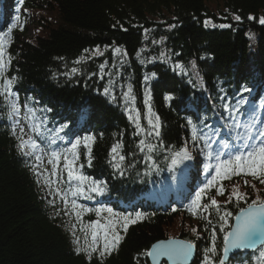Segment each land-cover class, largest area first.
<instances>
[{
    "label": "trees",
    "instance_id": "1",
    "mask_svg": "<svg viewBox=\"0 0 264 264\" xmlns=\"http://www.w3.org/2000/svg\"><path fill=\"white\" fill-rule=\"evenodd\" d=\"M21 1L0 0V34L5 40V60L11 58L0 84L12 78L11 92L19 103L35 108L36 116L44 119L45 138H38L48 150H65L77 139L82 141L77 149V165H83L80 172L103 182L105 189L102 195H88L92 208H112L133 216L139 212L144 218L129 225L127 233L119 227L124 239L112 255L101 259L93 254L89 260L86 254H78L75 249L84 241L75 233L80 245L74 243L66 211L43 188L33 157L18 148L15 121L0 95V264H150L145 253L152 245L180 237L196 245L192 264H203L212 227L217 230L218 250L223 232L214 210L208 216L211 224L202 210L196 215L190 211L196 193L215 173L205 169L203 145L192 140L187 121L202 129L203 119L211 126L204 131L215 129L220 140H232L225 107L241 98L248 104L237 119L246 122L254 109L264 119L260 108L264 25L259 23L264 0H24L25 10L36 12L37 31L30 39H21V32L12 27ZM160 42L165 46L162 55ZM97 48L105 49V56L90 55ZM116 48L121 49L120 62L118 57L114 62ZM118 66L135 91H140L141 84L148 87L150 104L160 117L159 137L138 135L121 95L113 99L104 94L113 79L105 71ZM243 87L252 91L242 92ZM85 136H95L90 166ZM141 139L157 145L152 161L145 159L147 149L140 151ZM117 142L123 145V175L114 167L111 154ZM184 147L192 159L173 166L172 154ZM215 148L219 150V143ZM221 183L225 195L211 188L202 203L214 197L222 208L236 213L235 203L226 201L237 186L248 194L249 202L257 195L264 197V185L251 176H232ZM244 206L241 202L240 207ZM260 251L264 246L239 253L227 264H261Z\"/></svg>",
    "mask_w": 264,
    "mask_h": 264
},
{
    "label": "snow or ice",
    "instance_id": "2",
    "mask_svg": "<svg viewBox=\"0 0 264 264\" xmlns=\"http://www.w3.org/2000/svg\"><path fill=\"white\" fill-rule=\"evenodd\" d=\"M18 19V18H17ZM236 20H240L239 16L235 17ZM249 19H255V17H249ZM208 21L205 22V26L208 25ZM259 23L264 25V17L259 18ZM16 25L13 24L14 28ZM220 27H229V25H220ZM96 54L102 55L100 49L95 50ZM116 53H121L120 48L115 49ZM11 58L5 60V40L4 35L0 34V77H3L5 70L9 66ZM103 67V66H102ZM177 67L183 68L182 65ZM76 69H73L75 72ZM145 79H148L146 77ZM13 79L8 78L3 84H0V95L4 96V99L10 108L9 118L19 117L28 120L29 127L33 133L40 138L44 137V119L36 116V109L28 106L27 104L21 105L18 98L11 92V86ZM109 88L104 89V94H109ZM252 89L243 87L242 92L250 93ZM126 102H131L133 107L126 108L129 112V119L135 123L137 134L146 133L147 136L155 135L160 136V117L153 111L150 104L151 94L149 91H145L144 104L147 106V123L148 129H145L140 123V112L134 107L135 96L132 95V88L129 85L128 91L124 94ZM113 99L115 97L113 96ZM167 100L171 101L172 96H167ZM223 99V98H222ZM248 104L246 98H241L236 101L234 106L226 105L225 111L229 113L228 119L231 123L227 124L226 127L230 133H232V140H220L219 132L212 129L211 133L204 131L203 129L211 128L210 125L204 124L203 119L201 124L203 128H198L197 124L191 119L187 121L188 125L191 126L192 140L194 142L199 141L203 147L200 151L206 157L208 163H205L204 167L206 170L214 171V175L209 179L204 187L196 193L190 211L193 215H196L199 210H202L205 215L203 218L208 220V216L212 214L210 210H214L216 213L219 231L223 232V244L222 249L217 248V230L216 227H212L211 231V246L206 247L203 250V264H227L229 261L230 254L236 251L252 250L256 251L258 246H264V197L259 195L255 199L249 202L248 194L239 191V187H234L228 194V200L226 203L234 202L238 211L233 213L232 211L222 208L221 204L214 198L210 197L208 203H202L203 196L206 191L216 187L217 194L224 196L226 189L222 185V181L225 179H231L232 176H251L257 180L261 185H264V119H261L257 115L254 109L248 115L247 121L244 122L242 119H237L241 116V108ZM22 107L24 115L21 117ZM260 108L264 109V102L260 104ZM45 111H51L47 109ZM135 113V115H132ZM206 119V117L204 118ZM20 121L17 119L14 122L13 135L17 136L19 140L18 148L27 156H35L37 161L42 160V156L36 154L38 151L42 152L43 148L38 140L33 136L29 135L26 139L24 138V128L20 127V133L17 135L16 127L19 126ZM66 125L61 126L60 131L64 130ZM95 141V136L83 137V143L86 145L88 150V164L91 165V152L92 144ZM51 143H55L52 140ZM82 141L77 139L70 148L63 151H51L48 162L52 165L51 175L57 177L59 182V166L63 161V169L67 173V181H77L74 188L70 187L67 192L61 193L60 189L57 188V193L61 195V198L65 203H71V207L75 213L76 219L81 220L82 215L87 212L95 211L97 219L90 221L87 224H81L80 231L84 233V245L76 247L75 251L80 254L84 253L87 255L89 260L92 259L93 254H98L101 259L112 255L117 252L121 241L124 236L117 230V226L122 227L123 232L127 233L129 225L135 224L143 219L142 213H135L133 216L129 214H120L113 211L112 208H96L91 209L76 202L75 199L69 201V194L71 197H77L84 195L86 192L85 186H87V192L89 193H104L103 182H97L92 180L90 177L83 175L80 172V168L83 165L77 166L79 160V154L77 149L79 148ZM219 143V150H216L215 145ZM123 145L120 142L114 144L111 148L112 159L115 162L114 167L120 171L123 175L122 164L125 160V156L120 154V150ZM139 148L141 152L147 149L146 161H152V155L156 148V144L146 143L145 139L139 141ZM27 149V151H25ZM192 156L187 147L182 148L179 151H175L171 156V164L173 166L183 163L185 160H191ZM215 163H211L212 161ZM153 165L155 162L153 161ZM39 167V165H36ZM46 182H49L46 180ZM245 185H248V180L245 179ZM217 185H220L217 187ZM251 187L255 189V185ZM86 198H91L87 196ZM241 202L246 206L240 207ZM107 212L108 217L104 218L105 222L101 223L100 217L102 213ZM230 221H232L230 223ZM211 224V220H208ZM193 231H196L193 229ZM74 243L80 245V238L75 236L73 232ZM195 244L190 240H179L170 238L168 240L159 241L154 244L150 250H147L145 255L150 257L152 264H160L161 258H167L171 264H189L193 253L195 251ZM259 258H264V251H260ZM261 264H264V259H261Z\"/></svg>",
    "mask_w": 264,
    "mask_h": 264
},
{
    "label": "rangeland",
    "instance_id": "3",
    "mask_svg": "<svg viewBox=\"0 0 264 264\" xmlns=\"http://www.w3.org/2000/svg\"><path fill=\"white\" fill-rule=\"evenodd\" d=\"M23 2H24V0H22L20 2L18 14L15 16V18H18V19L14 20L12 22V25L15 24L16 26L14 28L18 29L21 32V39H23V38L24 39L25 38L30 39L36 34V31H37V28H36L37 22H36V16H35L36 12H35V9H33L32 11H26L24 6H23ZM213 9L217 10L215 7H213ZM146 39H148V38H146ZM162 42H163V40H162ZM162 42L159 43L160 44L159 48H161L160 55H162V53L164 52V47H165V46H163ZM143 47H144L143 49L147 48L146 45H144ZM100 52L102 53V55L96 54L95 51L91 52L90 55L95 56V57L105 56V54H106L105 49L100 50ZM112 54L114 57V62H115V59H117V57H118L119 62H120V60H121L120 53H116L114 50L112 52ZM159 57L156 58L155 60L153 59L150 61L155 62L159 59ZM104 60H106V59H104ZM161 60H164V59H161ZM122 62H123V60H122ZM104 66L105 65H103L102 70H103ZM114 69L115 68L113 67V68L105 71V74H108L113 78L110 82L111 85H110L109 94H111L112 97L113 96L117 97L120 94L122 105H124L125 109L131 108V107H133V105L131 104L130 101L126 102L125 95H124L128 91V87L130 85L132 88V95L135 96L134 107L136 109H138L140 112V123L142 126H146L147 128H149V125L147 123V118H146L147 117V106L144 104L145 91L146 90L149 91L148 87L144 88V84H141L140 91L139 92L135 91L133 89L132 85L130 83H128L126 78L123 76V73L120 70V66H118L115 69V72H113ZM147 80L148 79H146L145 81L147 82ZM24 111H26V110L22 109L21 117L24 115ZM127 114L129 116L128 111H127ZM132 115H135V113H132ZM17 119H19V121H20L19 126L16 127L17 133L21 134L20 133V127H23L24 128L23 135H24L25 139L29 135L36 138L35 133H33L31 131V128L29 127L30 122L28 120H25V119H22L19 117H13V121H16ZM131 122L135 125V123L132 120H131ZM25 151H27V149H25ZM50 152L48 150H46L45 148H43L42 152L38 151L36 154H39L42 156L41 161H37L35 159V156L34 155L32 156L34 161H35V164L39 165V167H38V178L40 179V182H41L43 188L46 189L47 193L50 196H52L53 199L57 200L58 203L61 205V207L66 211V216H67L66 222L70 223L72 231L77 233L82 238V240L84 241V233H82L80 231L81 224H87L90 221L96 220L97 219L96 213H95V211L87 212V213H84L82 215L81 220L76 219L75 213L71 207V203L70 202L65 203V201L61 198V195L58 194L56 190H57V188H59L61 193L67 192L70 187L74 188L76 186L77 181H71V182L67 181V173L63 169V161H61V164L59 166V182H57V177L51 175L52 165L48 162ZM46 180L50 181V183L46 182ZM85 188H86V192L84 195H80L77 197H71L69 194L68 199H69V201L71 199H75L78 204L83 205L87 208L95 209V208H92V206L90 205L91 199L86 198L90 193L87 192V186H85ZM84 199L86 200V202L83 201ZM108 216H109V214L107 212L102 213V215L100 217L101 223H104L105 222L104 218H106ZM119 227L120 226L118 225L117 230L119 229Z\"/></svg>",
    "mask_w": 264,
    "mask_h": 264
},
{
    "label": "water",
    "instance_id": "4",
    "mask_svg": "<svg viewBox=\"0 0 264 264\" xmlns=\"http://www.w3.org/2000/svg\"><path fill=\"white\" fill-rule=\"evenodd\" d=\"M169 239H170V238H169ZM174 239H178V238H174ZM179 240H184V239L180 238ZM160 241H164V240H160ZM158 242H159V241H157V243H158ZM155 244H156V243H155ZM152 246H153V245H152ZM152 246H151V247H152ZM151 247H150V249H151ZM260 247H261V246H258V248H260ZM258 248H257V249H258ZM150 249H149V250H150ZM250 251H252V250H245V251H236V252H233V253L230 254L229 260H230L234 255H236V254H238V253H249ZM196 256H197V251H196V247H195V251H194V253H193V256H192L191 260L189 261V264H192V262L195 260ZM148 259H149L150 264H152V260H151V258L148 257ZM163 262H166L167 264H171V262L168 261L167 258H161V260H160V264H162Z\"/></svg>",
    "mask_w": 264,
    "mask_h": 264
},
{
    "label": "bare ground",
    "instance_id": "5",
    "mask_svg": "<svg viewBox=\"0 0 264 264\" xmlns=\"http://www.w3.org/2000/svg\"><path fill=\"white\" fill-rule=\"evenodd\" d=\"M16 19H17V18H16ZM16 19H15V20H16Z\"/></svg>",
    "mask_w": 264,
    "mask_h": 264
}]
</instances>
